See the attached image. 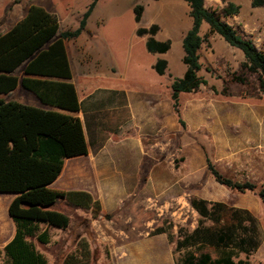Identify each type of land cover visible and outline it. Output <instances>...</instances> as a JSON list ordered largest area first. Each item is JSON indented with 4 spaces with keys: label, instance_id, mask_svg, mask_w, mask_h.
<instances>
[{
    "label": "trees",
    "instance_id": "1",
    "mask_svg": "<svg viewBox=\"0 0 264 264\" xmlns=\"http://www.w3.org/2000/svg\"><path fill=\"white\" fill-rule=\"evenodd\" d=\"M98 0H91L74 29L58 31L57 17L42 6L31 4L22 19L0 34V95L19 84L34 93L46 105L65 110L46 109L0 96V192L14 193L7 213L14 225L12 238L0 248V264H48L38 244L50 241V228L67 230L71 225L69 213L54 207L64 203L73 209H91V216L100 213L98 200L85 191H63L49 187L60 174L66 158L87 153L80 118L71 112L79 110L74 85L69 81L71 71L64 40L76 38L85 30L86 21ZM189 6L191 26L181 40L182 62L185 69L171 83L173 108L178 111L179 94L198 89L206 80L198 75L202 64L199 50L206 37L199 33L203 22L209 33L218 34L228 45L243 54L240 69L254 73L258 91L264 93V48H257L249 37L241 36L223 18L236 15L240 5L221 0L220 9L204 6V0H184ZM252 7L264 6V0H251ZM143 7L136 4L134 20L139 22ZM264 22V20H263ZM156 23L138 27L137 36H146L145 47L151 53H165L171 40L155 37ZM26 62L23 76L15 69ZM167 60L157 58L152 68L159 75L165 73ZM56 77L64 81L49 78ZM231 81L247 84L245 76L233 74ZM227 80H224V83ZM215 90L214 87H212ZM223 92L226 86H223ZM182 123V121H181ZM206 169L216 182L239 192H256L264 205V187L250 181L232 179L217 168L206 154ZM191 205L202 217L213 221L212 232L199 242L195 251L186 252L181 264H249L248 258H238L239 249L250 253L246 233L255 226L249 211L229 206L221 201L194 197ZM237 245V246H236ZM247 245V246H246ZM77 252V253H76ZM88 245L83 242L75 253H68L60 264H88Z\"/></svg>",
    "mask_w": 264,
    "mask_h": 264
},
{
    "label": "rangeland",
    "instance_id": "2",
    "mask_svg": "<svg viewBox=\"0 0 264 264\" xmlns=\"http://www.w3.org/2000/svg\"><path fill=\"white\" fill-rule=\"evenodd\" d=\"M228 1L240 5V17L224 19L234 26L241 24L238 27L242 31L253 33L256 47L264 48L263 20L253 21L256 14L258 17L264 14V7H252L251 0ZM90 2L91 0H0V33L20 15H24L31 4L44 6L58 16L61 15L67 23V29H74ZM136 4L143 7L139 22L134 20ZM224 5L221 0H204L207 8L220 10ZM189 10L184 0H98L88 20L87 40L96 43L106 60L114 63L115 76H122L127 83L141 84L153 80L155 76H161L152 68L157 58L167 60L162 76H168L169 79L180 77L185 69L181 40L192 22ZM245 16L250 21L243 23L241 17ZM153 23L158 25L155 34L157 39L171 40V47L165 53L147 51L146 36L136 35L138 27H149ZM235 29L240 34L239 28ZM199 33L206 39L199 50L202 67L198 75L216 84L221 94V98H211L212 104L236 107L238 115L244 119L249 111H253L264 126V96L258 91L256 75L240 69L243 57L239 51L214 33H209L205 22L201 24ZM233 74L245 76L248 83L231 81L229 78ZM224 80L227 81L224 83ZM223 86H226L224 92ZM212 87V84L207 85L206 89ZM18 93L30 94L20 84L12 96L19 97ZM30 96L33 98V95ZM240 98H253L254 103H259L260 106L251 107L252 102H243ZM254 125L250 123L248 126L253 137L256 133ZM246 127V124L227 127L229 137L235 143L227 147L228 159H221L215 164L222 174L232 179L250 181L258 187H264V144H251L247 141L249 136L245 131L242 132ZM223 151V148L217 146V153ZM196 180L195 193L193 190H185L181 202L173 209L162 206L160 201L149 200L146 210L124 208L120 214H102L94 227L80 225V222H88V214L78 218L60 203L54 208L69 213L71 225L65 231L50 228L49 243L38 244V247L45 254L48 264H60L66 254L75 253L83 242L87 243L90 251L88 264H181L183 255L188 251H195L199 242L205 241L208 232H212L213 221L202 217L190 203L192 198H203L200 196L203 195L214 197L205 200L221 201L229 206L246 209L254 216L255 226L246 233L250 253L247 255L242 251L243 247H240L238 258H248L249 264H264V205L257 193L239 192L221 185L208 171L203 172L202 169L197 170ZM142 186L137 188V192ZM0 193H4L0 197L5 199L9 192Z\"/></svg>",
    "mask_w": 264,
    "mask_h": 264
},
{
    "label": "crops",
    "instance_id": "3",
    "mask_svg": "<svg viewBox=\"0 0 264 264\" xmlns=\"http://www.w3.org/2000/svg\"><path fill=\"white\" fill-rule=\"evenodd\" d=\"M42 7L58 19L56 36L67 30V23L61 15L59 17L54 11ZM238 13L230 17H240ZM24 15H20L0 34ZM90 15L84 31L76 38L64 40L71 71L69 81L75 87L80 106L78 111L71 113L82 122L87 153L66 158L60 174L49 184V187L57 190L88 192L99 201L100 213L95 218L91 216V209H73L61 203L78 218L88 214V222H80V225L94 227L102 214H120L124 208L146 210L149 200L160 201L162 206L169 209L177 207L185 190L195 193L197 170L207 171V153L215 163L228 159L227 147L235 143L229 137V125L246 124L242 132L245 131L249 136L247 141L264 144V126L260 124L258 116L249 111L244 119L238 115L236 107L212 104L211 98H221V94L218 86L207 78L206 84H201L196 91L179 94L180 105L175 111L171 98L173 78L155 76L153 80L140 84L127 83L122 76H115L114 63L106 60L96 43L87 40ZM259 19L264 20V14L261 17L256 14L253 21ZM241 21L245 23L250 19L245 16L241 17ZM238 26L234 27L239 28L240 34L251 38L255 44L253 33L242 31ZM237 50L243 57L242 52ZM25 64L19 65L13 74L23 76ZM49 79L64 81L56 77ZM211 84L216 92L212 88L206 89ZM15 89L0 96L6 100L61 110L43 104L28 90L29 95L18 93L19 97H14L12 93ZM261 95L263 97L264 93ZM241 100L252 102L251 107L260 106L254 103L253 98ZM250 123L255 124V137L250 135ZM217 146L224 151L217 153ZM140 185H143L142 189L137 192ZM13 197L14 193H8L5 199L0 197V248L14 234V225L7 213L8 203Z\"/></svg>",
    "mask_w": 264,
    "mask_h": 264
}]
</instances>
